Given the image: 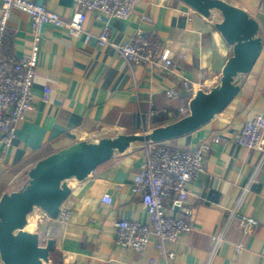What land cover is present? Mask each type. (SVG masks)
Segmentation results:
<instances>
[{
  "label": "crops",
  "instance_id": "1",
  "mask_svg": "<svg viewBox=\"0 0 264 264\" xmlns=\"http://www.w3.org/2000/svg\"><path fill=\"white\" fill-rule=\"evenodd\" d=\"M68 20L74 0H30ZM245 10L259 24L261 51L244 75L228 105L198 129L169 140L177 147L208 143L205 171L187 184L180 205L165 199L167 212L191 223V231L167 242L170 264H264V155L236 142L244 123L264 117V0H223ZM221 14L204 16L181 0H137L125 19L87 11L83 30L73 36L66 27L45 24L38 41L39 61L32 101L9 147L0 145V197L17 189L37 161L68 145L116 133L149 130L172 122L188 109L197 90L218 82L231 53L215 23ZM104 27L109 43L97 37ZM152 33L161 48L158 63L134 65L123 59L116 45L135 31ZM8 50L27 53L34 42L31 17L13 11L5 31ZM171 59L172 66L163 61ZM191 88H185L183 81ZM49 96L44 100V89ZM174 89L175 97L167 95ZM218 137V141L215 138ZM146 144L132 143L99 164L85 179L68 181L70 192L59 215L50 218L35 208L28 224L42 244L53 240L47 264H165L154 237L144 251L118 245L114 223L119 219L147 222L141 196L132 191L135 173L145 160ZM246 189V191H245ZM109 194V203L101 200ZM256 220L250 230L239 217ZM65 216V217H62ZM221 235L218 245L215 236ZM1 262V261H0Z\"/></svg>",
  "mask_w": 264,
  "mask_h": 264
},
{
  "label": "built area",
  "instance_id": "2",
  "mask_svg": "<svg viewBox=\"0 0 264 264\" xmlns=\"http://www.w3.org/2000/svg\"><path fill=\"white\" fill-rule=\"evenodd\" d=\"M74 1V12L65 20L58 13L30 0H0V145L3 147L11 145L26 112L33 107L32 90L40 54L38 41L42 36L43 26L48 23L66 27L73 36H78L83 30L87 11H99L125 19L131 15L137 2ZM15 10L27 13L33 25L34 42L22 56L8 50L5 37L7 23ZM97 41L102 46L109 43L107 27L101 29ZM116 47L123 59L130 64L152 65L160 60L161 45L152 33L137 30L128 40ZM163 63L165 66L173 65L171 59H166ZM183 85L185 88H191L186 80ZM49 91L47 87L44 89V100H47ZM167 95L175 97L177 93L170 89ZM180 110L184 114L188 111L183 107ZM218 140L216 137L215 141ZM236 142L246 149L258 150L264 155V117L256 115L246 121L236 136ZM145 144V160L133 177L132 191L141 196L148 221L119 219L114 223L115 242L137 251H144L153 236L158 251L165 257V264H170L175 253L165 250V244L175 242L180 234L191 231L192 226L185 219L169 214L164 201L172 197L174 205L180 206L186 200L188 182L205 171L204 154L209 144L205 142L193 148L173 146L166 141ZM101 200L109 203L111 197L105 193ZM239 221L249 230L257 223L246 215L240 216ZM220 239L221 235L214 237L216 246ZM147 264L157 263L150 258Z\"/></svg>",
  "mask_w": 264,
  "mask_h": 264
},
{
  "label": "water",
  "instance_id": "3",
  "mask_svg": "<svg viewBox=\"0 0 264 264\" xmlns=\"http://www.w3.org/2000/svg\"><path fill=\"white\" fill-rule=\"evenodd\" d=\"M198 13L221 14L215 28L231 53L218 82L209 90L199 89L189 100L188 111L178 119L149 130L116 133L96 140L76 141L37 161L26 172L24 183L0 197V261L2 264H47L53 240L41 243L36 231L25 229L29 214L56 218L70 192L68 180L85 179L115 153H123L134 142L151 143L175 139L192 132L223 110L238 93L241 81L253 67L262 47L259 24L245 10L223 0H181Z\"/></svg>",
  "mask_w": 264,
  "mask_h": 264
},
{
  "label": "rangeland",
  "instance_id": "4",
  "mask_svg": "<svg viewBox=\"0 0 264 264\" xmlns=\"http://www.w3.org/2000/svg\"><path fill=\"white\" fill-rule=\"evenodd\" d=\"M214 11H215V10H214ZM28 217H29L30 219H32V218H34V220L36 219V217H35V213H33V212H31V213L29 214ZM27 227H29L30 229H33V228L36 229V225H35V223H33V224H28ZM35 229L32 230V231H35Z\"/></svg>",
  "mask_w": 264,
  "mask_h": 264
},
{
  "label": "bare ground",
  "instance_id": "5",
  "mask_svg": "<svg viewBox=\"0 0 264 264\" xmlns=\"http://www.w3.org/2000/svg\"><path fill=\"white\" fill-rule=\"evenodd\" d=\"M73 180H75V179L71 178V179H69L68 181L71 182V181H73ZM27 225H28V222H27V224H26V226H25V229H27ZM27 230H28V229H27ZM29 231H31V230H29Z\"/></svg>",
  "mask_w": 264,
  "mask_h": 264
},
{
  "label": "trees",
  "instance_id": "6",
  "mask_svg": "<svg viewBox=\"0 0 264 264\" xmlns=\"http://www.w3.org/2000/svg\"><path fill=\"white\" fill-rule=\"evenodd\" d=\"M167 142V141H166Z\"/></svg>",
  "mask_w": 264,
  "mask_h": 264
}]
</instances>
